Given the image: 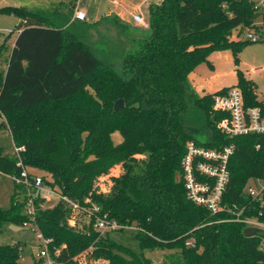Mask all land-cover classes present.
Returning a JSON list of instances; mask_svg holds the SVG:
<instances>
[{
	"label": "trees",
	"instance_id": "16d2710c",
	"mask_svg": "<svg viewBox=\"0 0 264 264\" xmlns=\"http://www.w3.org/2000/svg\"><path fill=\"white\" fill-rule=\"evenodd\" d=\"M62 4L30 11L0 8L19 20L14 47L0 75V119H6L14 147L27 169L43 172L58 194L84 208H99L96 217L122 229L100 235L95 216L76 230L67 223L63 201L42 209L37 198L32 223L49 248L59 251L57 264H152L146 252L167 251L161 264H264V232L245 236L243 224L213 221L185 194L180 161L187 141L217 148L232 143L230 180L222 203L243 210L264 224L263 203L244 193L250 180L264 179V135L228 138L216 126L224 115L212 111V98L198 96L188 77L215 52L230 51L235 61L241 44L234 32L249 29L255 13L250 0H162L148 7L150 34L127 54L119 67L97 59L86 42L84 24L58 25ZM246 107L263 106L256 87L237 74ZM124 107L114 111L117 100ZM187 103L205 117V141L187 132ZM0 122V128L3 127ZM121 142L115 145L114 133ZM137 156H142L138 159ZM121 165L110 191L98 194L94 182ZM0 171L18 174L17 158L0 149ZM44 182L46 183L44 177ZM20 188L14 184L10 207L0 210V228L23 224ZM211 223V224H210ZM132 229L140 250L112 237ZM131 230V229H130ZM192 241L194 247H187ZM20 245L0 246V264H20ZM87 255V262L80 258Z\"/></svg>",
	"mask_w": 264,
	"mask_h": 264
},
{
	"label": "built area",
	"instance_id": "2783aa9c",
	"mask_svg": "<svg viewBox=\"0 0 264 264\" xmlns=\"http://www.w3.org/2000/svg\"><path fill=\"white\" fill-rule=\"evenodd\" d=\"M252 9L255 14L263 15L264 17V0H261L259 4H253ZM132 19L138 28L149 29L148 18L145 19L142 15L137 14L133 15ZM73 20L84 21L85 13L77 10L74 13ZM248 30L252 31L247 34L250 42H264L263 26L258 28L252 23ZM261 70L264 71V68H261ZM262 102L264 104V100ZM212 111L224 115V118L216 126L219 133L223 136L232 139L248 135H264V105L251 108L246 107L239 88L232 87L226 93L214 95L212 98ZM0 122H3L2 117ZM22 150V148L14 147V156L17 158L19 173L9 175L0 171V179L7 177L20 188V201H23V215L30 220L24 222L23 225L32 226L33 231L37 232L38 240L41 243L39 251L33 259V264H57L56 259L59 251H50V240L44 238L32 223L36 214L34 199L40 196L39 191L43 189L45 182L41 176L32 175L27 171L28 169L23 165L19 155ZM184 150L185 152L181 159V177L186 198L192 204L206 209L211 216L219 214L228 215L226 220L213 221V223L219 224L229 221L243 224L246 229L251 228L264 232V224L256 217H243L244 209L236 210V206L229 207L222 203L223 195L230 180L228 164L235 151V146L230 143L217 149L197 144L194 140H189L186 142ZM263 180H250L243 190V193L247 197L260 204L263 203ZM252 182L256 185H253ZM58 199L59 201H63L70 210L83 213L88 219L100 211L99 208L93 207L91 211L86 212V208L59 194ZM95 218L94 230L101 236L123 228L114 221L96 216ZM130 229L136 230V228ZM186 246L194 247V244L192 241H188Z\"/></svg>",
	"mask_w": 264,
	"mask_h": 264
},
{
	"label": "rangeland",
	"instance_id": "374dc122",
	"mask_svg": "<svg viewBox=\"0 0 264 264\" xmlns=\"http://www.w3.org/2000/svg\"><path fill=\"white\" fill-rule=\"evenodd\" d=\"M48 5H56L61 1L66 2L67 5L71 6L69 2L75 3V0H44ZM94 3V0H92ZM253 4H259L261 0H250ZM36 0H0V8L3 7H19L24 6L30 11H36L39 6ZM95 5V4H94ZM73 6V5H72ZM96 6V5H95ZM66 20V16H64ZM65 22V21H64ZM19 20L10 15L0 14V75H4L10 52L13 48L17 34L14 32L17 29ZM107 22L104 21L96 26L85 23L84 33L88 41L91 42L96 37H99L101 33L107 31ZM253 25L260 28L263 26L264 29V17L263 15L256 14L253 19ZM138 28V27H137ZM142 34H150L149 30L139 29ZM100 32V34H95ZM252 31L244 29L240 34L233 33L232 38L234 41H238L241 44V51L237 55V61L233 58L230 51H222L212 53L208 57V61L199 64L194 69L193 73L197 76V80L200 81L201 87L205 91H209L208 87L212 88V91L217 88H232L238 85L237 74L241 73L247 80L253 82L256 87L255 94L259 101L264 100V71H260L264 68V42L252 43L248 40L247 34ZM11 33V34H10ZM94 47V45H93ZM135 46L132 52L136 49ZM113 67H119L120 64H114ZM191 84V83H190ZM210 85V86H209ZM192 86V85H191ZM194 89V87L192 86ZM195 91V89H194ZM196 92V91H195ZM198 96L205 95L203 93H197ZM187 111L184 114V124L187 132L194 136L197 141H205L207 139L205 134V117L197 111L191 103H187ZM4 126L0 128V149L4 155H14V145L9 133V130L5 124L6 119L2 117ZM120 133H114L112 135V141L115 145L121 142ZM140 159L142 156H137ZM121 167V165H118ZM120 167L114 168L109 171L108 175L97 178L93 185V190L98 193L105 195L110 191L111 180L121 175ZM122 168V167H121ZM30 174L44 177L46 183L41 191L40 196L37 199L39 207L42 209L52 208L58 202V191L52 186V180L49 176L43 172L28 169ZM123 172V170H122ZM180 172H181V161H180ZM121 173V174H120ZM264 184V180L262 181ZM253 185H256L252 182ZM52 191V192H51ZM14 192V183L7 177L0 179V210H7L10 207L11 197ZM94 206L86 208V212L91 211ZM67 223L69 226L76 230H82L83 227L89 223L88 217L83 213L70 210L67 217ZM118 242L123 243L131 248L136 254L140 253L138 245L132 241V230H124L122 234L112 235ZM5 245H20L19 251V262L20 264H33V259L39 251L41 245L38 240L37 232L33 231L32 226L19 223L8 222L0 228V246ZM169 252L167 251H151L146 252L145 257L152 261V264H161L163 256ZM81 262H87V255H83L80 260ZM102 264V262H98Z\"/></svg>",
	"mask_w": 264,
	"mask_h": 264
},
{
	"label": "crops",
	"instance_id": "0c3cea01",
	"mask_svg": "<svg viewBox=\"0 0 264 264\" xmlns=\"http://www.w3.org/2000/svg\"><path fill=\"white\" fill-rule=\"evenodd\" d=\"M36 1L39 7L52 6L50 4L48 5L44 0ZM161 1L162 0H94L93 3L92 0H75L74 4L69 2L71 6L67 5L64 1H61L54 6L62 4L60 6L62 9V15L58 21V25L63 28L70 26L72 23H83L84 25L87 23L96 26L106 21V26L108 28L107 31L101 33L99 37H96L91 42H89L86 37V42L97 59L105 64L114 66V64H121L125 56L131 53V50H133L141 40L148 37L147 34H142L139 31L141 28L135 26L132 16L140 14L143 18L147 19L148 7L152 4H159ZM77 10L85 13L84 21L73 20L74 13ZM64 16H66V20ZM14 32L16 34L19 33L17 30ZM95 34H100V32H95ZM12 46L14 47V45ZM260 71L262 70L260 69ZM196 77L197 76L192 72L189 75L188 80L197 93L204 94L205 92V94H214L222 90V88H217L212 91V88L208 87L209 91L207 92L200 86L201 83ZM118 167L120 166L117 165L111 170ZM120 169L122 173V168L120 167Z\"/></svg>",
	"mask_w": 264,
	"mask_h": 264
},
{
	"label": "water",
	"instance_id": "95a60500",
	"mask_svg": "<svg viewBox=\"0 0 264 264\" xmlns=\"http://www.w3.org/2000/svg\"><path fill=\"white\" fill-rule=\"evenodd\" d=\"M124 107V102L123 100H117L114 104V111H117L119 109H122ZM253 234H256V230L255 229H251V228H247L244 230V235L245 236H251Z\"/></svg>",
	"mask_w": 264,
	"mask_h": 264
}]
</instances>
